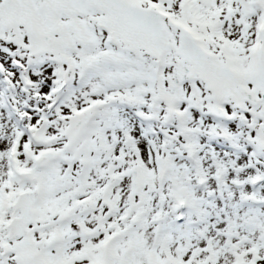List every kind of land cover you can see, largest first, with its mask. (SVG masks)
<instances>
[{
	"label": "snow or ice",
	"instance_id": "snow-or-ice-1",
	"mask_svg": "<svg viewBox=\"0 0 264 264\" xmlns=\"http://www.w3.org/2000/svg\"><path fill=\"white\" fill-rule=\"evenodd\" d=\"M0 264H264V0H0Z\"/></svg>",
	"mask_w": 264,
	"mask_h": 264
}]
</instances>
